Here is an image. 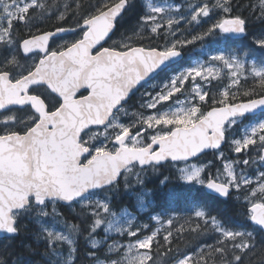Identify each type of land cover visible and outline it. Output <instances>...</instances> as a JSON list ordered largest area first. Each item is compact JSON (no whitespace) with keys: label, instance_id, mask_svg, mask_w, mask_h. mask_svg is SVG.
Returning a JSON list of instances; mask_svg holds the SVG:
<instances>
[{"label":"snow or ice","instance_id":"obj_1","mask_svg":"<svg viewBox=\"0 0 264 264\" xmlns=\"http://www.w3.org/2000/svg\"><path fill=\"white\" fill-rule=\"evenodd\" d=\"M73 4L74 8L71 4L53 7L47 0H0V110L10 111L9 106H22L28 112L19 120L15 116L7 117L4 127L0 128V230L10 234L9 240L23 237L20 249L32 254L36 253L28 241L42 239L48 245L41 253L47 264H59L51 256L56 255L57 245L66 244L71 264H76L74 239L48 230L41 223L42 217L52 214L45 210L49 203L79 204L85 214L93 217L87 229L88 239L92 241L96 229L105 223L98 217L110 213V194L118 192L121 184L127 189L131 186L130 178L135 177L136 184L142 187L141 177L146 170L158 172L168 164L183 163L177 176L181 187L199 185L201 190L206 188L224 201L232 191L240 193L237 199L242 197L249 205L246 220L261 226V230L253 232L245 226L229 228L222 218L228 212L226 207L213 210L208 208L207 201L193 200L189 214L194 212L203 225L197 224L196 234L216 233L221 238L206 246L207 253L202 247L198 256L188 253L173 256V264H189L190 261L208 264L209 260L213 264H264V171H258V179L254 181L243 171L237 174L232 164H225L223 173L210 176L212 163L203 166L192 163L199 160L205 150L218 151L226 142V133L230 135L245 114L264 109V61L253 60L249 66L247 58L251 50L244 51L242 56L239 50L232 49L227 55L219 52L210 57L212 63L222 62L230 70L233 86H239L241 79L247 83L248 76L258 80V88L253 86L240 94L244 99L230 94L228 87L217 95L208 96L195 78L212 76L214 69L198 64L169 77L163 86L155 85L154 88H159L155 94H145L148 99L139 107L155 110L154 114L145 117L143 112H138L130 124L120 122V117L127 115L125 106L138 91L137 86L162 66L169 68V62H177L175 58L182 59L178 49L183 44L215 33L235 34L245 38L252 36L253 47L258 46L264 52V0H257L255 5H245L242 0L240 3L215 0L210 5L200 0L192 8L195 15L188 22L206 23L205 18L213 16L216 19L202 35L184 41L175 31L158 34L161 22L157 16L165 9L149 4V11L143 12L141 3L136 27L147 26V31L165 40L162 50L159 45L133 46L138 43L134 39L135 32L133 36L114 41L112 47H104L118 20L137 7L136 0H96L95 4L86 6L73 0ZM81 8L83 11H79ZM48 15H55L64 23H68L66 15L69 18L79 15V18L75 20V28L56 27L53 32L33 34L31 29L38 27L35 22L43 23V17ZM14 20L28 29V38L18 35ZM175 23L178 27L179 21ZM173 24V19L167 20L169 29ZM256 24L261 25L258 33L254 31ZM77 32V39L54 48L49 44L50 40L55 43L64 34ZM169 35L173 37L171 40L167 39ZM21 54H33L35 58L30 64H22ZM190 80L192 99L199 102L207 99L210 104L205 103L202 109L192 104L182 107L180 102L175 107L164 103L180 91L178 84L183 86ZM94 128L97 131H93ZM150 132L154 134L149 135ZM257 141L264 152V121L245 128L242 138L232 144L234 151L241 153L248 146L257 145ZM218 154L223 157L222 152ZM241 163L248 165L249 161ZM168 182V177H163L159 186L166 188ZM98 195H103V201ZM169 197L175 198L173 190H169ZM157 209L158 214L150 219L163 223L168 213L162 205L158 204L154 211ZM29 217L39 224L36 233L24 223ZM167 224L172 225L173 220L168 218ZM111 227L108 223V228ZM117 232L134 242L119 245L123 258L110 264H157V258L162 255L159 250L162 245L156 239L160 229L129 221L126 229L120 228ZM171 236L172 231L168 229L167 235L162 237L165 244L170 243ZM154 241L155 253L152 252ZM114 246L110 245L109 250ZM9 248H12L11 243L0 249V264H22L23 256L9 252ZM165 252L169 253L170 249ZM12 256L17 259L13 260ZM86 256L97 259L92 253Z\"/></svg>","mask_w":264,"mask_h":264},{"label":"trees","instance_id":"obj_2","mask_svg":"<svg viewBox=\"0 0 264 264\" xmlns=\"http://www.w3.org/2000/svg\"><path fill=\"white\" fill-rule=\"evenodd\" d=\"M241 0H236V3H240ZM243 4L248 5L252 4L255 5L257 3V0H242ZM49 3L55 7L56 5H68L71 4L72 7H75V4H73V0H49ZM76 3H79L82 6H86L88 4H95L96 0H76ZM137 7L134 9L129 10V12L124 16L123 19H120L117 24V30L115 32V35L112 40L109 41L111 45H113L114 41H121L123 37L125 36H133V33L135 32V27L137 25L138 17L141 14V3L143 4V12H146V1L144 0H136ZM64 8L61 7L60 11H63ZM79 11H83V8H81ZM247 14V13H246ZM79 18V15H77L75 18H69L66 15V19H68V23H64L62 21H58L56 19L55 15H48L43 17V23L35 22L37 23L38 27H33L31 29L33 34L40 33L42 31L46 30H52L56 27H75V20ZM18 35L20 37L26 38L28 37V29L24 27V25L16 24L14 22ZM261 28V25L256 24L254 31L256 33L259 32ZM135 40L141 44V43H147L144 40V37H147L149 34L145 33H138L135 32ZM72 36H75L76 38L79 37V33L71 34ZM230 38V37H229ZM223 39L216 42V44L220 43L223 46L227 47H233L237 45V50H251V55L249 57H254L257 59L258 62L264 61V52H261L259 50V47H253L252 36H248L244 40H241L243 43L241 48L238 43H240V40L235 42L233 39ZM57 41V40H56ZM52 43V45H56L57 43ZM151 41V40H150ZM149 41V42H150ZM154 41V40H152ZM156 41V40H155ZM237 43V44H236ZM218 47V46H217ZM225 77V76H223ZM222 77V78H223ZM225 78L222 80H216L213 82V89L219 90L220 86L225 85ZM258 80H253L251 76H248L247 83H245L244 79L240 80L239 86H234L230 88V94L235 93L240 99H244L242 95H240L245 89L252 88L253 86H256L258 88ZM138 99V102H137ZM142 98H135L134 104L136 105V108H138V111H142L144 109H141L139 105L143 103ZM20 112V111H19ZM23 112H27L26 109L23 110ZM24 114V113H23ZM239 125L238 127H240ZM97 129H93L95 131ZM111 146V145H110ZM232 154V153H231ZM229 154V155H231ZM209 159H212V161H217V159L212 154ZM254 155V154H253ZM229 157V156H228ZM238 160H241L243 158V153H238V156H236ZM213 165V164H212ZM213 168V167H212ZM211 168V169H212ZM209 169V172L210 170ZM151 171V170H149ZM159 171L163 172H172L174 173L175 179L173 181L178 182L173 185L171 182V178H169V182L166 188H161L158 185V182L156 183V178L152 177L151 179H148V182L146 183L145 187L150 188L152 190L150 194V199L147 201L148 210L142 211L140 209V204L137 201L136 195L129 193L128 191L123 192L119 196H115L112 200L111 205L117 209L122 207H127L130 210L134 211L138 215L139 222H142L143 224H150L153 227V230L156 229L157 223H154L153 220L150 219V217L155 216L158 214L159 210L156 209V206L162 205L164 209L167 211L168 216L164 218L166 221L168 218H171L173 220L172 225H168L167 222L160 228V232L157 236V241L162 245V247L159 249L162 253V255L157 258V264H172L173 260L172 257L175 255H178L179 253H188L190 255H199V249L203 247L205 253H207V245H212L216 243L217 239H220L218 234L216 233H210L208 235H197V224L200 223L201 227H203L202 222L200 220H197L194 216V212L189 214V206L190 202L193 200L196 201H207V206L209 209H217V208H224L226 207L228 209V212L222 217L226 223V226L229 228H239L241 226L247 227V230L253 231V232H259L261 229L254 226L250 223V221L246 220V212L249 205H247L246 202L242 201L241 199H234L229 198L227 201H224L223 199H218L216 196L210 194L206 191V189H200L199 185H193L191 188L188 187H181L179 182L177 180L178 176V169L173 164H168L165 167L159 169ZM153 172V171H152ZM252 172L255 174L256 170L252 169ZM152 176H154V173H152ZM169 190H173L175 192V198L169 197ZM136 192L140 191L138 188L135 190ZM231 203V205H230ZM59 210L61 211V217L65 219L66 223H70L74 226V234L79 236V240L76 241V249H77V262L79 264H91L92 259L90 257L86 256V253H92L93 248L90 245V241L88 239L89 237V231L87 229L90 228L91 224L93 223V217L91 215L85 214L84 211L74 212L71 211L68 206L64 204H59ZM214 215H218L215 211H213ZM51 218V217H50ZM44 221L45 224H47L49 227L51 224H54L51 220ZM218 218H220L218 216ZM25 224H28L29 229L32 233H36L39 224H37L33 218L29 217L24 221ZM170 229L172 231V236L169 237L170 243L165 244L164 240L162 239L163 236L167 235V230ZM148 234V233H145ZM105 235L103 233V230L100 228L96 230L94 236L102 237ZM93 236V237H94ZM9 237V236H8ZM8 237H0V249L3 248V246L6 243H11L12 248H9V252H17L23 256V262L22 264H47V259L41 255L40 253H44L45 249L48 247L43 240H35L30 239L28 243L31 245V247L35 250L36 254H32L28 252L27 250H21L19 245L21 239L23 237L17 238L15 240H9ZM124 239L127 238L125 236H122ZM114 238H117L116 236ZM113 238V239H114ZM43 244V245H41ZM165 249H170L169 253L165 252ZM156 242L154 241L152 246V252L155 253L156 251ZM98 255L101 257L109 258L110 254L108 252L104 251L102 248H97L95 250ZM7 259V256L4 257ZM207 258V257H206ZM12 259H17L16 256H12ZM51 259L54 261L53 256H51ZM42 260V261H40ZM39 261V263L37 262ZM41 262V263H40ZM189 264H192V261L189 262ZM208 264H213L212 260L208 261Z\"/></svg>","mask_w":264,"mask_h":264},{"label":"rangeland","instance_id":"obj_3","mask_svg":"<svg viewBox=\"0 0 264 264\" xmlns=\"http://www.w3.org/2000/svg\"><path fill=\"white\" fill-rule=\"evenodd\" d=\"M146 1V9L147 11H149L148 5L152 4L153 6H160L163 7L165 9V11L163 13L158 14L157 16V20L161 22V28H164V30L166 31H175L176 36L180 39V40H185V38H187L188 40H192V37L197 35V34H203L204 30L211 24L213 23V21L216 19L215 16H213L211 19H207V22H191L189 23L188 21H190L191 16L195 15L194 12H192V8L195 7L196 4H198L200 2V0H180L178 2L173 1V0H144ZM205 3H209L210 5L212 3L215 2V0H204ZM47 3H49V0H47ZM51 5V4H50ZM161 18H163L161 20ZM168 19H173L174 24L172 26L171 29H169L167 27V20ZM176 21H179V26H176ZM15 22V20H14ZM38 22V21H36ZM147 27V26H145ZM195 27V29H193ZM160 29V28H159ZM182 33V35H181ZM173 37L171 35L168 36V40H171ZM74 39H77L75 36L72 35H67L62 37L61 39H59L56 43L57 44H62L64 42H69L72 41ZM226 39L225 34L222 33H215L213 35L207 36L202 40H195V60L193 61V63L186 67V68H190V67H194L197 66L198 64H203L205 66V69L207 67H212L214 69V74L212 76L209 77H196L195 78V82L196 83H200L201 87L203 89V92L207 93V95H217L218 93L222 92L225 87H228L229 90L231 87H234L231 84V72L229 69H227L222 62H215L212 63L210 61V57L213 55L218 54L219 52H224L225 55H227L231 50H227L226 47H216L215 43L219 40H223ZM56 44V45H57ZM55 45V46H56ZM243 55V54H242ZM22 58V59H21ZM248 64L249 66L251 65V63L253 62V60H255L257 63H259L257 61V59H255L254 57H248ZM32 60L30 57H24L22 56V54L20 55V61L22 64H30L32 63ZM177 75V74H176ZM243 75L247 76V73H243ZM225 76V77H223ZM225 78V85L220 86L219 90H215L213 88V82L216 80H222L223 78ZM168 81L164 82L161 84V86H163L164 84H166ZM191 86H192V81H186L184 83L183 86L181 85H177V87H180V91L174 93L173 97L171 100L164 102L165 104L175 107L177 105V102L179 103V106H188L189 104L195 105V106H201L202 109L205 105V103H207L209 100L206 99V102H199L198 100H194L191 97ZM154 87V86H153ZM156 89V88H154ZM153 90V89H151ZM148 98L144 99V102L147 100ZM138 102V99H137ZM136 104V103H135ZM134 103L131 104L130 106H125V110L127 112V115H123L120 117V122L124 123L125 125L130 124L134 119H135V114L138 112H143V114L145 115V117L147 115H151L154 114L155 110L152 109H144L142 111H138V108H136V105ZM24 113V114H23ZM26 115H28V113L23 112V111H12V112H8L6 113L2 120L4 122H7V117L10 116H15L18 120L19 119H23ZM260 121H264V117L261 119H254V120H250L247 121L245 124L241 125L240 127H235L232 130V136H230V148L232 151V154L236 155L237 153L234 151V145L232 144V142L235 139H241L243 134H244V130L247 127H250L251 125L258 123ZM145 129H141V131L143 132ZM97 131V130H95ZM154 134V132H150L149 135ZM251 151L254 155H253V159L254 160V165H256L257 167L260 168V171H264V160H261V150L259 148V141H257V145L255 146H248L246 149H244L242 152L244 151ZM223 153V157H220L219 154L217 153L216 155V159H218V161H206V162H199V161H192V163L194 164H198L203 166L206 163H212L213 164V171L214 173L220 172L223 173L224 171V165L225 164H232V166L235 168L237 174H239L241 171H243V173L245 175H247L248 177H250L252 180L256 181L258 179L256 174H251L249 173L246 168H243L241 165V162L243 159L241 160H235L234 158L228 157V153L220 151ZM175 167L177 169L184 167L183 163L180 164H174ZM249 166V165H248ZM251 166L249 167L250 170ZM136 171H139V169H136ZM259 171V170H258ZM148 174H146L147 176ZM145 174H142V179L144 180ZM131 186L127 189H125L124 185H120V189L118 192H116L115 194H110V213L106 216H102V217H98V218H103L105 220V223L102 224L98 229H102L103 233L105 235H103L102 237L99 236H94L92 237V241H90V245L93 248V241L95 242L96 247L93 248L94 251H92V254L97 258V259H93L92 264H110L111 261L114 260H120L123 258V251L119 248V245L122 244H128V243H132L134 241H132L129 237L125 236L122 232L118 233L117 229L120 228H127L128 227V222L131 221L133 224L135 225H144L142 222H139L138 219V215L130 210L127 207H122V208H115L111 205L112 200L115 196H119L120 194H122L125 191H128L131 194L136 195L137 201L140 204V209L142 211L144 210H148V205H147V201L150 199V195H142V193L145 192H149L147 189L143 188L140 191L136 192L135 188H138L139 185L136 184V180L135 177H131ZM255 186V185H253ZM98 199H100L101 201H103L104 197L103 195H98L97 197ZM53 208L55 209V213H53ZM46 211H48L49 213H52L46 217H42L41 218V223L46 226L48 228V230L51 231H56V232H60L63 233L64 235H68L69 238L74 239L75 241V248H76V237L74 234V226L72 224H68L65 222V219H63L61 217V211L59 210L58 206L55 204H50L49 206H47V208L45 209ZM73 210V209H71ZM82 211V208H80L78 210ZM91 211V210H89ZM51 217V218H50ZM50 220L52 222L55 221L54 224H51L50 227L45 224L44 221ZM165 218V217H164ZM163 218V223H161L160 221H153L154 223H157V227L156 229H160L165 222H167V220L165 221ZM108 223L112 224V227L109 229L108 228ZM155 229V230H156ZM147 235V234H145ZM117 238H114V237ZM122 236H125L127 238H123ZM114 238V239H113ZM110 245H115L111 251L109 250V246ZM48 246V245H47ZM97 248H102L104 251L108 252V254H110L109 258L106 257H101L100 255H98V253L95 251ZM140 252H142L143 250H139ZM69 252V248L68 246L65 245H57L56 246V255L53 256L54 262H59V264H63V262L65 260L68 261V264H71V260L72 257H70L68 255ZM77 252H75V257L77 258ZM76 264H79L77 262L76 259ZM173 264V263H172Z\"/></svg>","mask_w":264,"mask_h":264},{"label":"flooded vegetation","instance_id":"obj_4","mask_svg":"<svg viewBox=\"0 0 264 264\" xmlns=\"http://www.w3.org/2000/svg\"><path fill=\"white\" fill-rule=\"evenodd\" d=\"M173 1H176V2H178V1H180V0H173ZM147 3V2H146ZM147 10V9H146ZM146 12H148V11H146ZM147 29V27H145L144 29H141V28H139V27H135V32H138V33H145V34H149L147 37H144V40L147 42V43H141V44H139V43H134V45L133 46H136V45H140V46H150V45H159L160 46V49L162 50V48H163V46H164V44H165V40H163V39H160L159 38V33H162V32H165L166 30H164V28H160V29H158V34H152V33H150V31H147L146 30ZM193 29H195V27L193 28ZM116 30H117V28H116ZM116 32V31H115ZM114 35H115V33L110 37V39H108L107 40V42L104 44V47L105 46H107V47H112L113 45H111L110 43H109V41L110 40H112L113 39V37H114ZM227 35V34H226ZM225 35V36H226ZM229 35H227L226 36V38H229L228 37ZM230 38H232L233 40H235V42H237L238 40H240V43H238L239 45H240V48H241V46H242V42H241V40H244L245 39V37H240V38H233V37H230ZM229 38V39H230ZM134 39H135V37H134ZM167 39H168V37H167ZM59 39H57V41H58ZM151 40V41H150ZM152 40H154V41H152ZM156 40V41H155ZM56 41V42H57ZM150 41V42H149ZM181 41H184L183 39L181 40ZM237 44V43H236ZM58 45V44H57ZM51 47H56L55 45L53 46L52 45V43H51V45H50ZM216 46H222V47H224L223 45H221L220 43L219 44H216ZM226 47V49L227 50H232V49H237L238 47H237V45H235V46H233V47H227V46H225ZM117 50H119V49H117ZM180 52H181V55H182V59L180 58V59H178L177 60V62H175V63H171V64H169L170 65V67L169 68H163L162 70H160L154 77H152L147 83H145V85H143L137 92H136V94L134 95V96H132L131 97V99L129 100V102H128V106H130L131 104H133L134 103V99L135 98H142L143 100L144 99H146V98H148L145 94L146 93H153V94H155V91H159V88H156V89H154V87L153 86H155V85H161L162 83H164V82H166V81H168V79H169V77H171V76H175L176 74H179V72H181V71H183L184 69H186V67H188V66H190L192 63H193V61L195 60V41H193L192 43H187V44H183L182 45V47H180L179 49H178ZM240 51V53H241V56H242V54H243V52H244V50H242V49H240L239 50ZM22 56H24V57H30L31 59H34L35 57H34V55L33 54H31V55H29V56H25V55H23L22 54ZM22 59V58H21ZM151 89H153V90H151ZM86 94V93H85ZM209 96H211V95H209ZM144 102V101H143ZM211 103V101L209 100L208 102H207V104H210ZM126 105V106H127ZM11 110L10 111H3L2 113H0V128H3L4 127V125H5V123L6 122H4L3 120H2V118H3V116L6 114V113H8V112H12V111H23L25 108H21V107H12V108H10ZM264 117V113H261V114H258V115H253V116H247V117H243V118H241V121H240V123H239V125H243V124H245L247 121H250V120H256V119H261V118H263ZM233 130V129H232ZM232 130H231V133H232ZM230 136H232V134H227L226 133V138H227V140H226V144L223 146V147H221L218 151L217 150H213V151H210V152H207V153H205L204 155H202V156H200V158H199V160H193V161H199V162H206V161H212V159H209L210 158V156L211 155H208V154H212V155H214V157L216 158V155H217V153L218 152H220V151H223V152H226L227 151V153H228V155L227 156H229V157H231V158H234L235 160L237 159L236 158V156H238V153L236 154V155H234V154H231L232 153V151L233 150H231V148H230ZM241 153H243V160H248L249 161V163H248V165H243L242 163H241V165H242V167L243 168H246V170L249 172V173H251V174H254L253 172H252V169H255L256 170V173L255 174H257V172H258V170L260 171V168L259 167H257L256 165H254L255 163H254V160H252L253 159V153L249 150V151H244V152H241ZM229 154H231V155H229ZM264 160V156H263V152H261V160ZM238 160V159H237ZM242 160V161H243ZM217 161H218V159H217ZM241 162V161H240ZM251 166V168H250V170H249V167ZM152 173H154V176H152ZM161 173L163 174V175H161ZM214 173V171H213V168L210 170V172H209V175L211 176L212 174ZM145 174V177H144V185L141 187V186H139L138 187V189L139 190H141V189H143V188H145V189H147L148 191H150V192H152V190L150 189V188H146L145 187V185H146V183L148 182V179H151L152 177H155L157 180H156V183L158 182V185H159V180L160 179H163V177H168V180H169V178H171L172 180H171V182L175 179V177H174V173H172V172H163V171H158V172H152V171H149V170H146V172L144 173ZM146 174H148L147 176H146ZM176 183H178V182H175V181H173L172 182V184L173 185H171V186H175V184ZM121 185H123V184H121ZM176 187V186H175ZM136 189V188H135ZM215 196V195H214ZM238 196H240V193H238V192H236V191H232L231 192V195H230V197L229 198H234V199H237V197ZM242 201H244L243 200V198L241 197L240 198ZM245 202V201H244ZM51 203H49L48 204V206L50 205ZM59 204H61V203H59V202H57L56 203V205L59 207ZM230 205H231V203H230ZM66 206H68V208L71 210V209H73V210H71V211H74V212H78V210L81 208V206L79 205V204H72L71 206H69V204H67ZM249 207V206H248ZM250 223L252 224V222L250 221ZM75 237H76V239L77 240H79V236L78 235H75ZM92 259V258H91ZM92 261H93V259H92ZM92 261H91V264H92Z\"/></svg>","mask_w":264,"mask_h":264},{"label":"water","instance_id":"obj_5","mask_svg":"<svg viewBox=\"0 0 264 264\" xmlns=\"http://www.w3.org/2000/svg\"><path fill=\"white\" fill-rule=\"evenodd\" d=\"M119 21V20H118ZM118 23V22H117ZM117 23H116V27H115V29H114V31L112 32V33H110V37L114 34V32L116 31V28H117ZM63 28H69V27H63ZM55 29H52V30H46V31H43V32H53ZM40 33H42V32H40ZM40 33H37V34H40ZM64 35H66V34H64ZM64 35H62V36H64ZM231 36H233V37H236V38H240V37H243V36H237V35H235V34H230ZM26 38H28V37H26ZM108 40V39H107ZM51 43H52V41L50 40V42H49V44L51 45ZM105 44V43H104ZM136 46H140V45H136ZM105 47H107V46H105ZM35 51V50H34ZM23 55H25V56H29V55H31V54H23ZM178 59H180L179 57L178 58H175V60L177 61ZM172 62H169V64H171ZM164 68V66H162V68L160 69V70H162ZM160 70H158L157 71V73L160 71ZM157 73H153V75L150 77V78H147L146 79V82H141V85H138L137 86V88H138V90L143 86V85H145V83H147L152 77H154ZM137 92V91H136ZM12 107H21V108H23L22 106H9V108H12ZM3 111H5V110H0V113H2ZM260 113H264V109H256V110H254V112H252V113H248V114H245V116H253V115H257V114H260ZM244 116V117H245ZM226 140H227V138H226ZM226 144V142L225 143H222L221 144V147H223L224 145ZM220 147V148H221ZM210 151H213L212 149H208V150H205V153H207V152H210ZM203 155V154H202ZM263 156H264V152H263ZM208 192H209V190H207ZM211 194H213V195H215L214 193H211ZM60 202V201H59ZM62 204H68V203H66V202H61ZM253 223V222H252ZM254 224V223H253ZM255 225V224H254ZM256 226H258L260 229H261V226H259V225H256ZM10 234H7V233H4L2 230H0V237H8Z\"/></svg>","mask_w":264,"mask_h":264},{"label":"bare ground","instance_id":"obj_6","mask_svg":"<svg viewBox=\"0 0 264 264\" xmlns=\"http://www.w3.org/2000/svg\"><path fill=\"white\" fill-rule=\"evenodd\" d=\"M41 245H43V244H41ZM41 254V253H40ZM40 261H42V260H40ZM47 261V260H46ZM38 263H39V261H37ZM41 263V262H40ZM30 264V263H29ZM33 264V263H32ZM35 264V263H34Z\"/></svg>","mask_w":264,"mask_h":264}]
</instances>
